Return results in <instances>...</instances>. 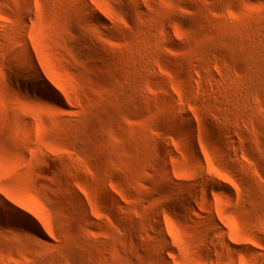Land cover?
Masks as SVG:
<instances>
[{"label":"rangeland","instance_id":"374dc122","mask_svg":"<svg viewBox=\"0 0 264 264\" xmlns=\"http://www.w3.org/2000/svg\"><path fill=\"white\" fill-rule=\"evenodd\" d=\"M160 252L264 264V0H0V264Z\"/></svg>","mask_w":264,"mask_h":264},{"label":"bare ground","instance_id":"6f19581e","mask_svg":"<svg viewBox=\"0 0 264 264\" xmlns=\"http://www.w3.org/2000/svg\"><path fill=\"white\" fill-rule=\"evenodd\" d=\"M82 2H84V0H81ZM26 58H29V54L26 53L25 55ZM42 89V88H41ZM46 95H49V93L44 92ZM49 97V96H48ZM181 111V110H180ZM158 239L162 242V243H166L165 238L162 234V231L160 228H158V233H157ZM152 263H162V264H167L164 255L160 252V253H155L154 256L152 257Z\"/></svg>","mask_w":264,"mask_h":264}]
</instances>
